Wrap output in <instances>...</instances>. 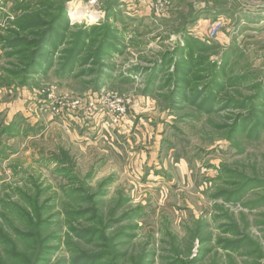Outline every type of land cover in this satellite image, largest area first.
<instances>
[{"label": "rangeland", "instance_id": "obj_1", "mask_svg": "<svg viewBox=\"0 0 264 264\" xmlns=\"http://www.w3.org/2000/svg\"><path fill=\"white\" fill-rule=\"evenodd\" d=\"M25 9L47 26L20 31ZM8 28L24 42L0 44L4 264L35 260L19 233L42 238L38 264H264V0H0Z\"/></svg>", "mask_w": 264, "mask_h": 264}, {"label": "trees", "instance_id": "obj_2", "mask_svg": "<svg viewBox=\"0 0 264 264\" xmlns=\"http://www.w3.org/2000/svg\"><path fill=\"white\" fill-rule=\"evenodd\" d=\"M30 10L31 9H25L23 11L24 13H22V15H21V16H23V15L24 16L22 18H20L21 16L17 17V22H15V24L19 27L20 31H25L24 29H27V28L40 29L42 27L47 26L44 23L40 22L38 24L37 23H31L27 27H25L23 22L26 19L30 18L28 16ZM195 22H196V20H195ZM57 24H59V22H57V21H56V23L52 22V23L49 24L48 31L44 32L42 34L41 38H40L39 44L37 46V50L33 52L31 57L29 56L28 58L27 57L25 58L28 63L25 65V67H23V65H22L21 71L15 72L16 76L22 77L24 82L28 81L29 76H33L32 74H34V73L37 74V73H39L42 70L41 69L42 66H41L40 60H41V58H45L46 57L44 49L46 47L50 46V44L52 43V41H53L52 37L55 34V29L57 28ZM7 30H8L9 36L6 37V35H4L5 37H3V35H0V44H1L2 48H4V49H15V48H18L21 45H23L24 41H23L22 37H20L17 33H15V31L13 29L8 28ZM36 34H34V35H36ZM85 36L86 35H84V37ZM57 37H58V35L54 36V38H57ZM110 38H111V36H110ZM110 40H113V37ZM116 40H118V39H116ZM80 41H81V45H79L78 50L76 51V53H74L71 56L70 62L67 65H65V68L70 69L71 68V64H73V62L76 60V58H79V56L82 54V51H83V49L85 47L84 46L85 45V41L83 39H80ZM28 42L29 41H27V46H30L29 44H31V43H28ZM12 55H13L12 53L8 54V56H12ZM174 69H175V71L177 73L176 82L179 85L180 84H186L188 82V81H186L187 80V77H186L187 71L182 66V63L176 64ZM149 78L150 79L148 80V82L152 86H154L155 84H153V83L156 80V74L151 75ZM216 82H218V81H216ZM216 84H217L215 86L216 88H219L221 86V84H219V83H216ZM214 98L215 97L212 98V96L210 95V99L208 101L209 102L208 106L210 108L211 107L214 108V105H215V103L213 102ZM194 100H197V98H195ZM89 212H90L89 210L86 211V213H89ZM88 234H92V233L91 232H87L86 235H88ZM19 236L21 238H24V237L30 238L34 243H37V245H38L37 250H36L37 254H36L35 260L33 262L24 260L22 258L23 255H21L20 253H17L18 256L21 257V260H20L19 263L20 264H38V262L40 260H42L41 256H42V254H43V252H44V250L46 248L44 245H43L44 247L43 246L41 247L42 238L40 236H36V235H33V234H25V233H19ZM6 238H7L6 234L1 233V231H0V242H2L4 244H8V239H6ZM47 240L48 239L45 238L44 244L47 242ZM0 264H4V263L0 260Z\"/></svg>", "mask_w": 264, "mask_h": 264}, {"label": "built area", "instance_id": "obj_3", "mask_svg": "<svg viewBox=\"0 0 264 264\" xmlns=\"http://www.w3.org/2000/svg\"><path fill=\"white\" fill-rule=\"evenodd\" d=\"M218 28H219L218 25L212 27L211 33L213 36L216 35ZM0 98H1V96H0ZM116 102H117V106L114 107V112H115V114H117V116L114 118L113 122L115 124H119V123H121L123 118L126 116V105L124 104V102L121 99H116Z\"/></svg>", "mask_w": 264, "mask_h": 264}, {"label": "bare ground", "instance_id": "obj_4", "mask_svg": "<svg viewBox=\"0 0 264 264\" xmlns=\"http://www.w3.org/2000/svg\"><path fill=\"white\" fill-rule=\"evenodd\" d=\"M82 10H83V7L81 5H79L77 7V10L71 12L70 19L75 22L78 19H80L81 17L89 15V13L88 14L83 13Z\"/></svg>", "mask_w": 264, "mask_h": 264}]
</instances>
